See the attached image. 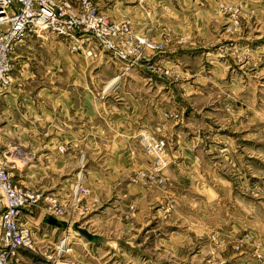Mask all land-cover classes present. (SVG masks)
<instances>
[{
    "label": "rangeland",
    "instance_id": "obj_1",
    "mask_svg": "<svg viewBox=\"0 0 264 264\" xmlns=\"http://www.w3.org/2000/svg\"><path fill=\"white\" fill-rule=\"evenodd\" d=\"M95 2L162 50L123 70L30 34L0 96L15 180L66 209H32L46 264H264V0Z\"/></svg>",
    "mask_w": 264,
    "mask_h": 264
},
{
    "label": "built area",
    "instance_id": "obj_2",
    "mask_svg": "<svg viewBox=\"0 0 264 264\" xmlns=\"http://www.w3.org/2000/svg\"><path fill=\"white\" fill-rule=\"evenodd\" d=\"M43 32L65 40L74 52L81 49L85 57L121 64L123 70L137 67L163 48L161 41L134 31L128 19L101 13L95 0H0V96L12 78L13 45ZM9 162L0 151V264H46L53 253L37 248L39 227L30 216L32 209L43 206L56 216L66 215V209L53 195L17 183ZM65 238L55 246L57 253L63 250ZM22 250L39 258L26 261Z\"/></svg>",
    "mask_w": 264,
    "mask_h": 264
},
{
    "label": "water",
    "instance_id": "obj_3",
    "mask_svg": "<svg viewBox=\"0 0 264 264\" xmlns=\"http://www.w3.org/2000/svg\"><path fill=\"white\" fill-rule=\"evenodd\" d=\"M43 220L53 226H57L59 228H65L68 227V223L64 221L63 219H60L50 213H46L43 216ZM71 227L75 232L83 236L85 239H87L91 243H103L108 244L112 241V239L108 236H105L103 234H99L93 231H87V230H81L75 227L74 224H71Z\"/></svg>",
    "mask_w": 264,
    "mask_h": 264
},
{
    "label": "crops",
    "instance_id": "obj_4",
    "mask_svg": "<svg viewBox=\"0 0 264 264\" xmlns=\"http://www.w3.org/2000/svg\"><path fill=\"white\" fill-rule=\"evenodd\" d=\"M117 64V63H116ZM115 63H114V65H116ZM111 65V64H110ZM119 65V64H118ZM117 69H119L120 70V68H117ZM111 83H113V82H110L109 84H108V86L110 87V85H113V84H111ZM107 86V87H108ZM4 112V111H3Z\"/></svg>",
    "mask_w": 264,
    "mask_h": 264
},
{
    "label": "bare ground",
    "instance_id": "obj_5",
    "mask_svg": "<svg viewBox=\"0 0 264 264\" xmlns=\"http://www.w3.org/2000/svg\"><path fill=\"white\" fill-rule=\"evenodd\" d=\"M73 229V228H72Z\"/></svg>",
    "mask_w": 264,
    "mask_h": 264
}]
</instances>
